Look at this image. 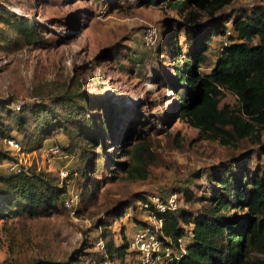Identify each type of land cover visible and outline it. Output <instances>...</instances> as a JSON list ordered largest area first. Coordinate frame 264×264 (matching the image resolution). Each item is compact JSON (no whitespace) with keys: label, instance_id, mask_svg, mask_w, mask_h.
<instances>
[{"label":"rangeland","instance_id":"obj_1","mask_svg":"<svg viewBox=\"0 0 264 264\" xmlns=\"http://www.w3.org/2000/svg\"><path fill=\"white\" fill-rule=\"evenodd\" d=\"M256 8L264 11V0H236L217 17L246 15ZM201 15L204 22H212ZM185 19L167 2L147 6L138 0H0V174L11 172L8 140L24 145L16 120L31 118L27 109L43 104L63 122L69 113L81 121H93L94 116L101 121L80 136L76 125L68 124L77 143L73 153L65 149L71 140L62 130L27 147L32 169L60 182L62 171L70 173L68 191L62 204L42 217L0 211V264H141L131 249L118 259L97 248L102 221L116 245L130 243L142 228L128 220L129 215L107 219L114 205L133 199L136 218L154 225L136 195L154 203L176 197L179 210L201 211L210 175L222 163L249 153L251 168L264 169V157L252 140L222 145L176 115V65L196 49L186 47ZM25 22L34 25L36 40L31 44L20 30ZM174 36L183 53L177 62L169 48L161 53ZM213 40L221 38L215 35ZM213 64L211 56L202 71L209 72ZM236 104V96L224 90L220 108L231 110ZM22 105L28 106L19 111ZM130 136L151 139L155 158L148 162L146 179L130 178L121 166L130 160L116 141ZM97 138L99 145L92 140ZM57 147L61 153L54 154ZM186 192L192 195L189 202Z\"/></svg>","mask_w":264,"mask_h":264},{"label":"trees","instance_id":"obj_2","mask_svg":"<svg viewBox=\"0 0 264 264\" xmlns=\"http://www.w3.org/2000/svg\"><path fill=\"white\" fill-rule=\"evenodd\" d=\"M138 1L147 6L167 2L168 6L186 16L182 24L188 33L186 47L191 49L196 46L195 51L183 55L176 36L161 49L164 53L169 48L175 62L181 55L184 56L182 64L176 65L177 71L172 80L176 81L173 83L176 87V115L222 145L252 140L259 146L258 154L264 157V143L261 141L264 131V11L256 8L246 15L234 13L218 18L217 15L236 0ZM202 13L212 22H204ZM33 27L25 22L20 29L28 44L36 40ZM215 35L221 40H213ZM211 56L214 57L211 70L202 71ZM181 90L184 92L181 93ZM224 90L237 98V104L231 110L220 108ZM27 106L22 105L18 110L23 111ZM27 111H30L31 118L21 116L16 120L25 146L19 142L25 152L27 147L32 148V144L46 141L62 130L69 134L71 140L65 149L73 153L77 143L68 124H75L77 136H80L94 122H101L96 116L93 121H81L71 113L68 121L63 122L64 119L51 113L43 104ZM92 140L100 144V138ZM117 140V145L123 147L122 152L130 160L129 164L121 165L123 170L130 178L146 179L148 162L155 158L151 139L135 140L130 136ZM250 156L245 153L222 163L210 175L212 184L208 195L200 198L205 202L201 211H174L168 201L160 198L167 208L165 212H159L157 205L146 195H136V200L142 202L141 210L162 220L159 230L155 224L142 223L136 218L133 199L114 205L107 211L106 218L117 221L129 215L128 220H134L142 228L153 229L164 245L172 250L170 264H264V169L260 166L253 170ZM2 160L0 158V166ZM11 161L15 158L12 157ZM66 186L57 177L32 168L21 173L10 172L8 176L0 174V211L4 214L9 212L8 216H45L62 204L68 191ZM185 196L189 202L192 195L186 192ZM127 209H132V213L128 214ZM101 228L104 230L101 238L105 244L103 251L111 257L124 258L127 249H130L129 242L124 240L123 245H116L109 237L111 233L105 221H102Z\"/></svg>","mask_w":264,"mask_h":264},{"label":"built area","instance_id":"obj_3","mask_svg":"<svg viewBox=\"0 0 264 264\" xmlns=\"http://www.w3.org/2000/svg\"><path fill=\"white\" fill-rule=\"evenodd\" d=\"M8 145L12 156L15 158V161H12L10 165L11 172L21 173L23 170L31 168V163H29L30 155L25 153L22 144L19 141L8 140ZM52 152L59 154L61 153V149L58 147L53 148ZM69 176L70 173L68 171H62L60 173L61 180L65 184H68ZM155 204L159 212L166 211L167 207L160 202V199ZM168 204L172 210H179L176 197L168 200ZM150 217L156 225L157 230H159L163 225L162 220L157 219L155 214L150 215ZM129 244L130 249L138 253L141 264H158L162 261L170 264L172 261V250L164 245L163 241L151 228H141L136 231ZM97 248L101 251L105 249V244L102 240L97 243Z\"/></svg>","mask_w":264,"mask_h":264}]
</instances>
